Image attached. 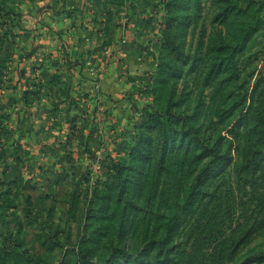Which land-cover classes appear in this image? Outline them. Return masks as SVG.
Masks as SVG:
<instances>
[{"label": "rangeland", "instance_id": "374dc122", "mask_svg": "<svg viewBox=\"0 0 264 264\" xmlns=\"http://www.w3.org/2000/svg\"><path fill=\"white\" fill-rule=\"evenodd\" d=\"M82 253L264 264V0H0V264Z\"/></svg>", "mask_w": 264, "mask_h": 264}, {"label": "crops", "instance_id": "0c3cea01", "mask_svg": "<svg viewBox=\"0 0 264 264\" xmlns=\"http://www.w3.org/2000/svg\"><path fill=\"white\" fill-rule=\"evenodd\" d=\"M117 17H114V20L113 19H110V21H112V22H110L111 24L110 25H113V21H115V19H116ZM119 18V17H118ZM97 24V22H95L93 25H96ZM97 30V29H96ZM96 30H94V29H92V31L91 32H89V31H86L85 33H83L82 34V36L81 35H79V36H74V37H66L67 39H68V41H69V43H70V47H71V50H70V48H68L67 47V49L66 50H70V51H73L70 55L71 56H76V55H80V52H79V45L82 47L81 49L83 50L84 48H86V47H102V46H107V41L109 40H107V41H105V42H103V43H101L100 42V39H103L102 38V36H105L106 34H107V28H105L104 30H101V31H99V32H97ZM63 37H65V36H63ZM66 38H64V39H66ZM80 38V39H79ZM88 39H90L87 43L88 44H86V41L88 40ZM65 41V40H64ZM76 44V45H75ZM85 46V47H84ZM73 49V50H72ZM103 52V54L105 53V50H103L102 51ZM106 53H110L109 51H106ZM91 55L92 56H101V54H100V52L99 51H97V53H94V51L93 52H91ZM112 58V57H111ZM106 60H108V58H106ZM114 62V63H113ZM116 64H117V61H116V58H114V59H111V61H110V63L109 64H107V62H106V67H107V69H106V71H103L102 72V75H103V79H107L106 81H108V82H111L112 80H115L116 81V77H113L117 72H118V67L116 66ZM109 65V66H108ZM103 67V66H102ZM74 68H76L75 70H74V72L75 73H77V76H76V79H82L84 82L86 81L87 82V79H86V74L87 75H89L90 76V74H89V72L92 74V75H94V73L96 72V67H91L92 69H81L80 67H79V65H77V66H75ZM86 71H88V72H86ZM111 75H113L112 77H111ZM92 77V76H91ZM127 77H129V76H127V75H125L122 79H121V81H126V82H130L131 80L129 79V78H127ZM93 78V77H92ZM88 82H91V81H88Z\"/></svg>", "mask_w": 264, "mask_h": 264}, {"label": "trees", "instance_id": "16d2710c", "mask_svg": "<svg viewBox=\"0 0 264 264\" xmlns=\"http://www.w3.org/2000/svg\"><path fill=\"white\" fill-rule=\"evenodd\" d=\"M14 244H15V246L17 247V246H21V244L22 243H19L18 241H15L14 242ZM20 249H22V248H20ZM10 250V254L11 255H14L16 258H17V261L19 260H21L23 257V255H25V253H27L28 252V250L27 249H25V250H19V252H17L15 249L13 250V249H9ZM86 257L87 256H84V254L82 253V254H79V261H80V264H85V259H86Z\"/></svg>", "mask_w": 264, "mask_h": 264}]
</instances>
